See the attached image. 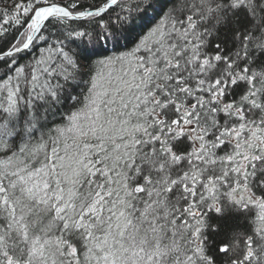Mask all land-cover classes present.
<instances>
[{
  "label": "snow or ice",
  "instance_id": "6c2138e0",
  "mask_svg": "<svg viewBox=\"0 0 264 264\" xmlns=\"http://www.w3.org/2000/svg\"><path fill=\"white\" fill-rule=\"evenodd\" d=\"M0 264H264V0L0 9Z\"/></svg>",
  "mask_w": 264,
  "mask_h": 264
},
{
  "label": "trees",
  "instance_id": "16d2710c",
  "mask_svg": "<svg viewBox=\"0 0 264 264\" xmlns=\"http://www.w3.org/2000/svg\"><path fill=\"white\" fill-rule=\"evenodd\" d=\"M12 4H13V0H0V9H2V8L6 7V6L11 7ZM144 23L147 24L148 21L145 20ZM121 50H123V49H121ZM102 54H103V55H111V54H113V53H112L111 50H109V51H105V52H103ZM85 79H87V77H85ZM84 91H86V89L83 88V86H81L80 88L75 89V91H74L73 94H74V95H75V94H80V95H82V93H83ZM64 109H69V103H68V102H66V103L64 104Z\"/></svg>",
  "mask_w": 264,
  "mask_h": 264
}]
</instances>
